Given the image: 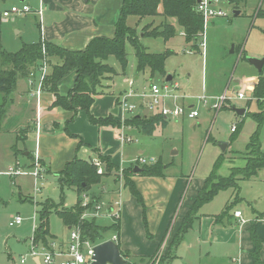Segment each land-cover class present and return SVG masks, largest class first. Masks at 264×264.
<instances>
[{
    "label": "rangeland",
    "instance_id": "374dc122",
    "mask_svg": "<svg viewBox=\"0 0 264 264\" xmlns=\"http://www.w3.org/2000/svg\"><path fill=\"white\" fill-rule=\"evenodd\" d=\"M260 3L261 0H247L237 9V5L231 0H223L222 8L227 11L228 17L215 19L208 24L205 49L200 45L202 38L198 41L199 49H195L185 42L179 31L168 42L162 38L141 37L142 46L151 53L160 54L170 50L176 52L168 58L165 72L167 75H173L183 91L188 93L189 97L185 103L195 105L200 116L195 120L170 121L166 128L163 127L164 132L157 131L152 138L131 130L133 141L127 142V146L121 151L122 155L119 156L118 163L121 168L115 173L117 181L121 179V169L128 168L131 160H134L133 164L137 163L140 166L152 165L158 160L149 161L162 157V160L170 165V174H183L188 177L189 182L207 179L223 153H225L224 162L218 170L221 177L227 176L232 158L244 162L242 155L246 152L251 136L257 130L256 122L247 115L256 113L259 109L254 99V91H252L253 82L249 78L258 77L259 79L260 73L248 59L264 58V15H258ZM39 4L40 0H0V69L11 68L4 64V53L18 52L25 44L38 42L42 38L40 16L37 14ZM24 5H28L32 12L13 15L9 19L3 18L4 12L10 11L13 7L21 9ZM263 8L262 13H264ZM235 11H240L241 15L236 16ZM133 21L132 19L130 23L132 24ZM126 50L129 62L126 74L122 73L120 63L115 57H110L108 60V64L113 66L117 72L111 84L114 88L112 96L120 98L121 94L128 90L127 78L136 80L135 77H138L135 87L139 89L149 82L162 84L164 77L161 75L151 78L148 71L138 75L134 49L128 44ZM53 61L56 62V60ZM72 79V73L64 78L62 90L71 86ZM19 81L18 86H21L22 78ZM204 87L205 91H203ZM239 93L245 94L246 98L239 99ZM223 95L229 99L226 107L218 114L209 110L216 102L215 99ZM203 96L207 98L209 105H205L200 100ZM1 97L2 95H0V104L3 101ZM239 109H245L246 116H239L236 112ZM138 114H127V116L134 117ZM119 116L120 114L117 115ZM19 120H6L0 132V264H22V257H27L26 264H37L30 256L32 238L39 225L38 212L45 202L52 201L59 207L72 209L86 195L91 199L92 204L89 210L84 208V213L87 211L93 213L94 205L101 202L97 223L110 227L113 219L108 212V204L111 200H119L116 193L123 189L116 185L114 177L105 175L104 166L105 176L103 175L101 182L96 185L104 183L106 195L102 201L93 191V187L82 192L80 197L76 188L66 189L63 193L58 177L46 172L41 174L37 186L32 177L12 178L5 175L18 163L13 161L10 147L16 144V140L19 141V146L22 143L25 144L22 139L23 132L17 129L20 126ZM234 126H238L239 129L235 134L232 132ZM33 131H31L33 135L30 139L25 141L28 147L35 146L36 129ZM260 139L262 150H264V128L261 130ZM224 144L229 145L225 152L221 149ZM139 159H144L146 163L135 162ZM239 164L231 166H240ZM216 182L217 180L214 181ZM112 191L114 195L110 198ZM237 197L242 200L236 202ZM229 200L236 202L235 209L242 211L264 208V181L261 182V177H256L242 181L240 190H222L200 211L201 213L218 214L222 212ZM17 216L23 219L22 224L11 227L10 222ZM86 219L91 221L96 218L87 217ZM50 230L59 245H67L70 231L55 213L50 215ZM176 232L171 231L169 242L172 241ZM104 236L106 240H110L113 238V232H106ZM48 243V247L42 243H36V245L49 248L55 241L50 239ZM167 248L168 246L158 254L156 253L150 264H163L166 259L171 258L172 253L166 256ZM125 260L128 264H147L146 261L143 262L137 257ZM60 262L61 260H58L55 264H60Z\"/></svg>",
    "mask_w": 264,
    "mask_h": 264
},
{
    "label": "crops",
    "instance_id": "0c3cea01",
    "mask_svg": "<svg viewBox=\"0 0 264 264\" xmlns=\"http://www.w3.org/2000/svg\"><path fill=\"white\" fill-rule=\"evenodd\" d=\"M122 5L123 0H40L38 11L42 9V17L40 16L41 39L54 42L70 51H82L96 37L114 38ZM161 12L162 8H160V14L156 17L143 19L130 17L128 25L136 28L138 33L142 34L141 30L145 27L152 26V28H155L167 21L176 27V34L179 31L185 40L183 29L177 25L176 19L166 20L162 17ZM132 19L134 21L131 24ZM141 37L143 38L142 35ZM142 38H140V41ZM189 45L194 48L192 44ZM195 49H199V47ZM172 52V55L176 54L175 51ZM71 73L73 76L71 86L62 90L64 79L59 85L60 93L64 96L75 84L76 72L73 71ZM172 77V81L177 82L173 75ZM135 78L136 80L139 79L138 77ZM249 79L253 82L251 86L252 91H254L258 83V77ZM22 81L23 84L17 86L15 95L13 94L7 106L2 128L6 120L20 119L18 121L20 126L17 127L16 125V127L23 132L22 139H24L23 142L25 144L23 145L22 143L19 146V141L16 140V144L10 147V155L11 157L13 156L14 162H18L16 165L21 162L23 169L31 170L34 167L36 156L39 157L40 165L44 172L55 175L58 180L60 173L75 158L92 162V160H97L99 155L109 156L113 163L119 166V156L122 155L121 151L127 146V143L121 142L120 135L125 134L132 138L131 130L142 133L138 129L130 127L123 129L112 126H96L91 124L87 114L84 112L74 114L61 108H52L55 97L48 92L43 93L41 103H39L40 107H38V103L31 99L28 93L27 79L22 78ZM109 92V94L95 98L91 114L97 119L109 118L113 115L120 122L117 115L112 114L117 109L118 100L117 97L112 96L114 94L112 85ZM182 92L188 95L183 89ZM209 110L212 111V109ZM246 113L247 111L241 117L246 116ZM143 116L150 117L152 115L146 114ZM180 120L189 119L183 118ZM169 122L165 120L161 125L157 126L155 132L160 130L164 132L163 127L166 128ZM66 126L75 138L68 136L64 131ZM34 127L36 129L35 146L28 147L25 141L29 140L30 136L33 135ZM154 134L149 137L152 138ZM80 142H83L84 146L78 150ZM158 159H152L149 162ZM232 159L230 160L231 165L240 163V166L233 167L230 165L227 176L230 175L232 168H243L247 163L245 160L242 162L235 158ZM135 162H138V160ZM133 163L134 160H131L129 167H139L137 163ZM164 163L167 164L166 161ZM169 170L170 167L166 171V177L164 178L143 177L138 174L132 177V181L141 193L146 205L148 228H146L144 223L143 207L124 186V182L117 181L115 175H111L114 177L116 185L123 188L121 190L118 189L119 192L116 193L123 204L121 217L118 221L120 222L121 230L116 243L120 245L122 251L129 254L128 258H150L158 253L164 245L167 246L171 231L174 233L178 230L205 184L206 179L189 182L187 176L170 174ZM218 176H220L219 173ZM256 177H261V182H263L264 170L259 171L258 175L253 177V179ZM103 184H100L102 187L98 185L100 188L98 186H96L98 188L93 187V191L97 193L101 201L106 195V189ZM113 192L110 198H113ZM240 200L242 199L237 197L236 202ZM236 202H232V200L227 202L224 209L226 206L230 207L229 215L218 222L216 217L224 209L218 214L201 213L200 211L192 228L175 250V256L166 259L163 264H254L252 253L255 251V244L251 238L250 228L255 223L258 235L264 241V208H252L251 210L242 211L238 208L235 209ZM238 211L242 212L243 218L248 221L246 225H241L240 219L235 217V213ZM113 224L114 221L112 222ZM115 236L117 235L113 233V238ZM113 238L110 240L113 241ZM54 241L58 246L64 248L67 246L59 245L56 239ZM261 260L264 263V242ZM35 262L39 264L37 261Z\"/></svg>",
    "mask_w": 264,
    "mask_h": 264
},
{
    "label": "trees",
    "instance_id": "16d2710c",
    "mask_svg": "<svg viewBox=\"0 0 264 264\" xmlns=\"http://www.w3.org/2000/svg\"><path fill=\"white\" fill-rule=\"evenodd\" d=\"M197 1L198 0H123L114 38L96 37L89 43L86 49L82 51H70L54 42L40 39L38 42L25 44L18 52L4 53V64L11 66V68L0 69V95H2L1 98H3L0 104V132L2 130L3 119L7 112V106L17 89L19 79H27L44 57L48 58L51 67V73L45 81L44 90L55 97L52 108H61L73 112L74 114L84 112L93 125L120 128L122 126L121 122L117 121L113 115L109 118L97 119L91 114V108L95 102V98L110 93L111 84L114 82V78L117 75L115 68L108 64L110 57H115L118 60L122 73L126 74L129 63L126 46L129 44L133 47L135 52L137 61L136 71L138 75L148 71L151 78H154L156 75H161L166 78V62L173 54L172 51L160 54L147 51L141 44V36L137 29L128 25V19L130 17H138L140 19L156 17L160 14V8H162V17L166 20L175 18L177 25L183 29L186 43L192 44L194 48H198V41L201 38L200 34L204 30V19L195 11ZM246 1L247 0H231L232 3L237 5V9H239L241 3ZM258 15H264V13L259 11ZM142 36L162 38L167 42L176 36V27L167 21L155 28L147 26L143 29ZM44 46L45 53L43 49ZM53 60H56V62ZM73 71H75L77 75L75 84L67 95L64 96L60 93L59 85L61 81ZM263 71L260 73L258 83L254 88V99L258 103V112L248 115L256 122L257 130L251 136L244 155L240 154L244 156L247 162L246 166L243 168H232L229 176L220 177L217 173L224 162L225 153L221 155L189 212L184 217L172 241L170 240L171 242H168V253L166 256H169L171 253V258L175 256V250L178 248L187 232L192 228L198 213L204 205L211 202L222 190H240V181L250 180L257 176L259 171L264 170V151L262 150V142L260 139L261 130L264 128ZM164 121V118L161 116H134L128 119L125 125L130 128L138 129L147 136H152L157 126L161 125ZM64 131L68 136L75 138V136L69 132L67 126L64 128ZM237 132L238 127L234 134ZM82 146H84V143L80 142L78 150ZM98 159L105 165V175L111 176L119 172L120 167L113 163L111 157L99 155ZM140 167L143 170L139 173H135L133 166L124 169V186L143 207L144 223L146 228H148L146 205L141 193L132 181V177L138 174L143 177L164 178L166 177V171L170 165L165 164L162 158H159L158 161L152 165H141ZM101 177V175H98L93 160L92 163H88L85 159L75 158L74 161L68 163L65 169L60 173L58 181L63 193L66 189L76 188L80 197L82 192L99 184L101 182ZM216 180L217 182L214 183ZM229 211L230 207L226 206L224 211L216 217V221H221L228 216ZM52 213L59 216L68 228L80 226L83 238L90 240L96 245L106 241L104 236L106 232H113L117 235V238L120 235L121 226L118 221L110 227L99 225L97 219L81 221L84 208L80 200L72 209L59 207L54 204V202L47 201L38 212L39 225L35 231L36 243H42L48 247V241L50 239H55V236L52 235L50 230V215ZM250 234L255 244V251L252 253L254 264H264L261 260V251L264 241L259 237L255 223H253L250 228ZM49 249H51V246ZM121 254L124 259L129 257V254L122 250ZM152 258L153 257L140 258V260L150 264Z\"/></svg>",
    "mask_w": 264,
    "mask_h": 264
},
{
    "label": "built area",
    "instance_id": "2783aa9c",
    "mask_svg": "<svg viewBox=\"0 0 264 264\" xmlns=\"http://www.w3.org/2000/svg\"><path fill=\"white\" fill-rule=\"evenodd\" d=\"M43 1V0H41ZM223 0H198L195 7V11L202 16L204 19V30L200 34L202 38L201 47L205 49L206 46V29L210 22L215 19L228 17L227 11L222 8ZM264 7V0H261L259 11H262ZM264 9V8H263ZM32 12V9L28 5H24L21 9L13 7L10 11H6L3 14L4 19H9L13 15L26 14ZM38 15L42 17V9L38 11ZM45 53V46L43 47ZM51 73L50 63L47 57L41 61V63L33 70L27 78L28 83V93L30 98L38 103H41L43 96L44 84L47 77ZM128 90H126L121 97L118 98L116 108L118 109V114L120 116L118 119L122 124V128H129L125 125V122L132 118L128 117L127 114L139 113L138 115H152L161 116L167 121H177L183 118L189 120H195L200 116V112L196 110L195 105H188L185 103L188 99V95L182 92L181 85L178 82L171 81L167 82L166 78L161 85L155 82H149L144 85L141 89L135 87V79L127 78ZM205 91V88L203 89ZM238 98L244 100L246 95L243 93L238 94ZM205 105H209L207 98L203 96L200 98ZM216 102L210 107L215 113H219L224 107H226V102L229 101L226 95H223L215 99ZM237 130V126L232 128V132ZM120 140L122 143L132 142L131 137L125 134L120 135ZM138 162L146 163L144 159H139ZM94 166L97 168L98 175L103 176L105 174L103 170V162L100 159L93 161ZM123 170L120 171L121 183L124 182ZM44 173L42 166L40 165L39 157L36 156L34 167L31 170H26L21 167V164H17L12 167L5 175L15 178V177H32L35 179V186H37L38 180L41 178V174ZM82 200V207L86 209L91 208V199L84 195ZM101 202L95 204L93 207V213L89 211L85 212L81 218V221L87 220V217L96 218L99 216L101 211ZM122 201L114 200L108 204V212L111 215L114 223L120 220L122 213ZM235 217L240 219L241 225H246L247 220L243 218L242 212L238 211L235 213ZM23 219L20 216L15 217L11 222L10 226H20ZM36 231V230H35ZM113 241H117V236L113 238ZM105 242V241H104ZM103 243V242H102ZM101 244V243H100ZM99 245V244H97ZM93 244L90 240L84 239L82 230L80 226H74L70 229L69 241L67 246L64 248L58 246L55 243L52 245L51 249L40 247L36 245L35 233L32 238V250L30 256L38 261L39 264H55L56 261L61 260L60 264H92L94 262L93 258L95 255L94 249L97 246ZM166 245H164L160 251L164 250ZM39 249V251H37ZM159 251V252H160ZM158 252V253H159ZM157 253V254H158ZM22 264L27 263V257H22Z\"/></svg>",
    "mask_w": 264,
    "mask_h": 264
},
{
    "label": "water",
    "instance_id": "95a60500",
    "mask_svg": "<svg viewBox=\"0 0 264 264\" xmlns=\"http://www.w3.org/2000/svg\"><path fill=\"white\" fill-rule=\"evenodd\" d=\"M235 15L239 16L240 11H235ZM234 53V50L232 51ZM248 61L253 65L259 73L263 71L264 68V58L263 59H257V58H249ZM173 80L172 75H168L166 77L167 82H171ZM237 114L239 116H243L246 112L245 109H239L236 110ZM118 109H115L112 114L117 115ZM228 145L224 144L221 146V149L223 152L227 150ZM88 163H92L90 160L87 161ZM143 169L136 166L134 168L135 173L141 172ZM69 229H71L69 227ZM95 255H94V262L92 264H127L126 260L121 254V249L119 245L110 240L103 242L99 245H97L94 249ZM38 262V261H37Z\"/></svg>",
    "mask_w": 264,
    "mask_h": 264
}]
</instances>
